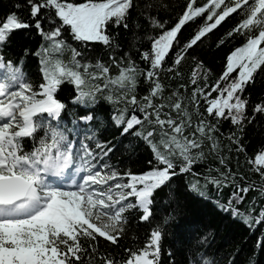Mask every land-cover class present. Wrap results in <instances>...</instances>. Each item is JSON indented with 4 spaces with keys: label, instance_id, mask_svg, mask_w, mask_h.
Returning <instances> with one entry per match:
<instances>
[{
    "label": "snow or ice",
    "instance_id": "1",
    "mask_svg": "<svg viewBox=\"0 0 264 264\" xmlns=\"http://www.w3.org/2000/svg\"><path fill=\"white\" fill-rule=\"evenodd\" d=\"M137 8L143 29L131 21ZM167 10L175 16L165 20ZM17 33L28 46H13ZM205 46L226 52L211 83L198 55ZM189 57L187 81L168 89L161 74L182 78ZM258 76L264 82V0H182L178 11L169 0H10L0 12V264H164L172 213L154 222L158 209L193 194L248 228L264 223V144L246 160L261 183L238 185L219 127L230 122V147L246 151L245 129L264 116V97L252 104L245 95ZM101 102L110 116L98 115ZM141 145V170L111 163L121 147ZM209 157L219 166L196 171ZM210 186L231 187L230 197L213 200ZM132 221L149 228L117 260L102 244L119 247ZM194 231L182 264H215L207 233ZM257 245L264 250V234ZM167 254L177 264L172 247Z\"/></svg>",
    "mask_w": 264,
    "mask_h": 264
},
{
    "label": "trees",
    "instance_id": "2",
    "mask_svg": "<svg viewBox=\"0 0 264 264\" xmlns=\"http://www.w3.org/2000/svg\"><path fill=\"white\" fill-rule=\"evenodd\" d=\"M169 2L173 4L178 11L179 4L182 0H169ZM9 3L10 0H0V12H2ZM138 13V8L133 10L131 21L139 23L141 29H143L146 22L138 16ZM159 15L163 17V19L168 20L170 15L173 17L175 16V11H160ZM229 24H231V21H229ZM192 27L193 25L191 24L188 27H185L183 29V35H187ZM225 27H228V25L226 24ZM118 31H120L122 43L125 42V40L131 42V36L129 33H126L123 30ZM143 34L148 35L150 33L145 32ZM23 35L24 33H17L15 35L14 47L21 44L25 47L28 46L30 38L29 40H21L20 38ZM69 42L71 43L70 39ZM125 50H127V48H125ZM100 54L99 50L93 53V55ZM225 54L226 52L224 49L217 51L215 46L212 48L205 46L203 50L198 52L201 59L205 61L206 66L213 69L209 74L210 83L214 82L220 68L221 60ZM68 55L70 54L65 55V59L68 58ZM35 65L36 61L30 57L25 63V70L34 73L36 70ZM141 67H144V65H141ZM165 67H167V65H165ZM192 67H194V64L191 57H189L180 67V71L183 73L182 78H174L171 73H162L163 82L168 89L176 87L178 83L186 82ZM249 93L251 94L252 104L259 102L260 99L264 97V82L261 81L259 76L257 77L255 86L250 87L245 95H249ZM67 94V90L60 93L62 97L67 96ZM167 94L168 92L166 90L165 95ZM69 107H72L70 100ZM97 113L101 117L110 116L111 108L107 106L106 103L101 102L100 107L97 109ZM101 127H103V125H101ZM219 127L220 133H222L220 137L222 140V154L227 158L228 165L238 174V177L242 176L244 178L243 180L238 178L236 183L238 185L244 183H261L259 175L250 170V166L246 160L249 157H253L255 152L261 148L262 144H264V116H258L256 121L245 129L242 143L245 145L246 151L239 153L236 151L235 146L230 147L229 141L226 139L229 132L235 131L234 128L230 127V122L225 121L221 123ZM115 135L116 133L109 129L103 133V138L112 140ZM127 143L128 139L125 138L123 144ZM147 157L148 150L143 145L135 151L125 150L121 147L119 151L113 154L111 163L118 164L122 170L131 169L132 171H139L143 168ZM217 166H219L218 160L209 157L207 161L200 162L196 171L204 172L208 167L215 168ZM175 183L178 182L174 181V184ZM208 191L217 199L226 201L230 197L232 188H225L220 192L213 186H210ZM255 195H257L255 191H251L248 194L246 200L241 205L242 210L248 208L250 204L253 203L252 198ZM261 202L264 203V201ZM173 208H175V212H173ZM168 213H172V219L165 230L164 251L161 257L164 264H169V261L172 259V257H169L167 254V249L169 247H172L175 253L177 264H182L184 260L183 241L186 240L189 234V229H195L193 235L196 236L207 233V243L205 244V247L207 248L208 256L215 260V264H264V250L257 245V239L264 234L260 225L255 229L248 228L242 223L234 221L230 216L220 212L214 207L211 200L205 201L203 198L196 197L195 194L188 197L181 196L179 204H173L171 207L158 209V215L154 222H159L162 220V217ZM256 214H259V207L256 209ZM132 215H134V213ZM130 228L131 230L129 231L127 238L120 240L119 247L102 244V249L107 247L109 251L115 253L116 259L120 260L122 257L126 256V253L124 252L125 248L130 246L133 248L140 247L141 242L145 238V231L149 228V225H137L135 221H132ZM133 237L136 239L134 240Z\"/></svg>",
    "mask_w": 264,
    "mask_h": 264
},
{
    "label": "rangeland",
    "instance_id": "3",
    "mask_svg": "<svg viewBox=\"0 0 264 264\" xmlns=\"http://www.w3.org/2000/svg\"><path fill=\"white\" fill-rule=\"evenodd\" d=\"M209 195L211 196V198L214 200V199H217L216 197H214V196H212L210 193H209ZM254 223H255V221H254ZM260 226H261V228L263 229V231H264V223H261V224H259Z\"/></svg>",
    "mask_w": 264,
    "mask_h": 264
}]
</instances>
